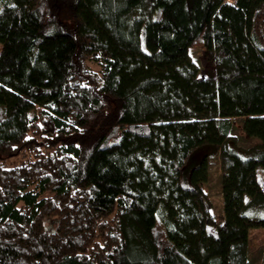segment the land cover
<instances>
[{"label": "trees", "instance_id": "16d2710c", "mask_svg": "<svg viewBox=\"0 0 264 264\" xmlns=\"http://www.w3.org/2000/svg\"><path fill=\"white\" fill-rule=\"evenodd\" d=\"M255 209L264 0H0V264H249Z\"/></svg>", "mask_w": 264, "mask_h": 264}, {"label": "rangeland", "instance_id": "374dc122", "mask_svg": "<svg viewBox=\"0 0 264 264\" xmlns=\"http://www.w3.org/2000/svg\"><path fill=\"white\" fill-rule=\"evenodd\" d=\"M233 2V0H229ZM230 2V3H231ZM190 56L195 64L198 65V75L201 77L215 76L214 67L208 63L205 53L198 47L191 48L189 50ZM232 127H231V137L233 141L230 143L231 147L235 148L241 154L246 153L247 149H250L258 143V140L253 138L244 137L242 132L243 120L241 117H233ZM198 156L207 157V173L203 178H198V184L202 190L206 193L209 201L212 203L213 213L216 215L221 222V216L223 211V202L220 190V159L218 153L213 149L204 148L198 153ZM263 210V209H262ZM262 210H251L252 216L263 215ZM249 240H248V253L247 258L249 259V264H263V252H264V228H255L249 230Z\"/></svg>", "mask_w": 264, "mask_h": 264}, {"label": "built area", "instance_id": "2783aa9c", "mask_svg": "<svg viewBox=\"0 0 264 264\" xmlns=\"http://www.w3.org/2000/svg\"><path fill=\"white\" fill-rule=\"evenodd\" d=\"M225 1H226L227 4L229 3V4H232V5H233V4L235 3V0H233V2H231V1H229V0H225ZM230 2H231V3H230Z\"/></svg>", "mask_w": 264, "mask_h": 264}]
</instances>
